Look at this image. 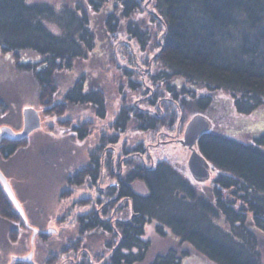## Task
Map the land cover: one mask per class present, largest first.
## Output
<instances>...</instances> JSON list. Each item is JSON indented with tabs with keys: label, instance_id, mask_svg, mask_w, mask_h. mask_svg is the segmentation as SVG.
I'll return each mask as SVG.
<instances>
[{
	"label": "trees",
	"instance_id": "obj_1",
	"mask_svg": "<svg viewBox=\"0 0 264 264\" xmlns=\"http://www.w3.org/2000/svg\"><path fill=\"white\" fill-rule=\"evenodd\" d=\"M143 3L0 0V55L10 57L15 70L31 76L38 102L53 116L60 117L76 105L89 107L98 119L111 113L108 94L100 83L79 76L59 92L57 82L58 73L72 70L77 61L97 49L101 52L100 43L110 47L111 53L116 40L114 49L128 64L118 66L124 80L118 79L116 86L121 101L111 120L113 132L109 138L99 139L73 178L68 176L69 188H91L98 182L101 152L108 141L115 144L129 126L170 133L180 124L181 115L182 124L194 114L192 109L207 110L210 95L217 90L230 94L240 114H250L264 105V0H149V10ZM95 14L101 15L98 22ZM96 25L106 33L105 38H98ZM119 36L122 41H117ZM104 58H108L107 65L115 61ZM134 64L150 67L146 86ZM116 66L114 62L112 68ZM200 88L205 93L196 95ZM124 89L137 92L143 98L141 105L128 100ZM9 111L8 104L0 100V117ZM90 124L84 120L72 127L77 139L91 134ZM27 140L2 138L0 155L8 160ZM195 147L214 171V185L202 188L186 175L185 167L167 158L149 164L137 159L128 164L123 175H115L117 184L105 191V199L118 194L117 201L128 200L129 213L123 211L124 217L109 215L115 202L108 212L104 206L107 219L94 209L77 215L80 233L103 229L111 234L108 264L181 263L189 254L186 249L169 246L150 256V239H144L150 221L155 222L157 234L171 235L179 246L193 249L211 264H263L264 131L241 140L208 128ZM135 151L145 154L142 145ZM135 181L145 184L146 194L133 190ZM69 188L65 190H74ZM2 190L0 218L20 221ZM89 202L83 198L79 203L85 206ZM96 202L101 205V200ZM122 210L119 207L118 211ZM10 239L18 238L12 234Z\"/></svg>",
	"mask_w": 264,
	"mask_h": 264
},
{
	"label": "rangeland",
	"instance_id": "obj_2",
	"mask_svg": "<svg viewBox=\"0 0 264 264\" xmlns=\"http://www.w3.org/2000/svg\"><path fill=\"white\" fill-rule=\"evenodd\" d=\"M148 1L144 0L143 6L149 10ZM105 8L109 10L110 7L106 5ZM95 16L98 22L101 15L95 14ZM98 26L97 35L101 40L105 38L106 33L104 34L100 30L101 26ZM118 40H121L120 36ZM114 46H116V40L110 53V47L100 43L98 48L101 52L97 49L87 58L77 61L72 70L57 74L59 92L70 86L79 76H84L90 83H100L108 94L107 109L108 113L111 112L104 119L95 117L93 110L89 107L78 105L70 107L60 117L46 112L47 106L43 105V102H38L37 90L31 76L15 70L10 57L0 55V100L6 102L10 108L9 113H2L0 128L9 126L13 131L19 132L23 127V110L29 107L38 111L41 124L26 137L28 144L19 148L11 158L4 160L0 155V171L27 218L26 224L19 216L20 221L16 219L13 222L0 218V264H11L12 257H22L29 252L32 253L29 262L12 264H108L111 234L103 229H96L93 233H80L76 222H78V214L91 209L96 210L100 218L107 219L108 216L103 210L107 209L108 212V208H111L115 202H117L116 206L112 207L109 215L117 214L119 217H124L123 211L129 213V205H126L129 201L125 199L117 201L118 194L108 198L115 199L111 205L105 199L108 184L116 183L115 175H123L128 164L136 162L137 159L149 164L157 158H167L178 167L183 169L185 167L186 175L202 188L205 185L211 186L214 185V171L209 165H207L209 178L202 181L195 179L188 170L190 149L180 142L184 138V129L188 120L196 114H201L209 121V128L227 132L241 140L251 139V136L264 131V105L250 114H240L235 111L230 94L224 90H217L211 93V103L207 110L201 112L192 109L194 114H189L182 124L181 115L178 121L180 124L170 133L164 130L141 131L129 126L119 134L115 144H110L108 141L101 152L98 182L91 188L85 185L78 188L72 186L73 191H66L65 189L70 185L68 176L70 179L73 178V174L87 163L99 139L103 136L109 138L113 132L111 120L121 101L116 86H118V79L124 80L118 66L127 64L115 51ZM107 56L115 61L107 65L108 58H104ZM114 62L117 63L116 69L112 68ZM133 67L141 75L146 86L145 74L150 67H144L142 64H134ZM202 92L205 93V90L200 88L195 94L199 95ZM123 93L127 95L128 100H132L134 105H141L140 101L143 98L137 92L133 93L124 89ZM57 99L60 100V97ZM193 102L191 101L190 105ZM59 120L63 121L59 122ZM84 120L91 122V134L82 140L77 139L72 127L80 125ZM138 145H142L145 154L135 151ZM211 178H213L212 184ZM215 186L220 188L219 185ZM132 188L139 194L147 193L142 181H135ZM0 189H2L1 184ZM83 198H88L91 202L81 206L79 202ZM96 200H101V205ZM10 204L15 209L11 202ZM104 206L107 208L104 209ZM119 207L123 209L121 212L118 211ZM154 223L150 221L145 225L144 239H150V256L154 251H163L171 246L178 250L186 249L189 253L181 259L179 264H211L193 249L179 246L173 241L171 235L157 234ZM32 228L39 230V234L34 236L33 241H31ZM49 229H53L52 232L44 233ZM12 234L17 236V241L10 239ZM261 256L264 264V245L261 246Z\"/></svg>",
	"mask_w": 264,
	"mask_h": 264
},
{
	"label": "water",
	"instance_id": "obj_3",
	"mask_svg": "<svg viewBox=\"0 0 264 264\" xmlns=\"http://www.w3.org/2000/svg\"><path fill=\"white\" fill-rule=\"evenodd\" d=\"M160 51L157 52L159 54ZM40 118L38 111L34 108H25L23 110V127L19 132H15L9 126H1L0 128V140L6 138L9 140H20L27 137L32 131L40 127ZM209 128V121L201 114H196L191 117L184 129V138L180 141L184 146L190 149V155L188 157L187 166L190 174L197 180H206L209 178V171L206 160L204 157L197 151L195 145L198 137L204 133ZM210 183H213V178L210 179ZM0 184L8 197L9 201L15 208V211L19 214L24 223H27V218L23 212L22 207L19 204V201L15 197L9 183L7 182L5 176L0 171ZM53 229H49L44 233H50ZM39 230L37 228H32V238ZM32 258V253L29 252L27 255L22 257H12L11 264L14 262H23L30 261Z\"/></svg>",
	"mask_w": 264,
	"mask_h": 264
},
{
	"label": "flooded vegetation",
	"instance_id": "obj_4",
	"mask_svg": "<svg viewBox=\"0 0 264 264\" xmlns=\"http://www.w3.org/2000/svg\"><path fill=\"white\" fill-rule=\"evenodd\" d=\"M115 184H117V183H115ZM110 186H112V184H108V186H107V188H109ZM107 196H108V194H107ZM108 201H107V203H111V201L113 200V198H110V199H107ZM38 233V232H37ZM36 233V234H37ZM39 234V233H38Z\"/></svg>",
	"mask_w": 264,
	"mask_h": 264
}]
</instances>
